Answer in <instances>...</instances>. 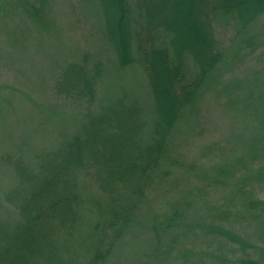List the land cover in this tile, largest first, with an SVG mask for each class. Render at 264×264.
Segmentation results:
<instances>
[{
	"label": "trees",
	"instance_id": "16d2710c",
	"mask_svg": "<svg viewBox=\"0 0 264 264\" xmlns=\"http://www.w3.org/2000/svg\"><path fill=\"white\" fill-rule=\"evenodd\" d=\"M99 3L103 36L120 66L144 67L154 110L149 137L145 138L147 126L137 109L116 99L85 117V122L78 121L54 146L2 153L0 264H164L182 245L199 256L211 239L217 243L204 253L208 264L227 262L229 246L259 256L255 262L246 260L248 264L264 263V245L249 241L260 236L264 242V203L238 195L239 185L262 188L264 174L263 185L256 180L264 165L236 164L221 177L222 168L230 166L226 161L209 171L197 160L202 171L199 167L172 181L170 170L163 168L173 136L188 133L180 130L198 92L225 62L218 24L227 19L241 31L251 27L264 15V0ZM87 60L85 56L81 67L70 65L78 81L55 82V97L63 96L69 104L82 98L95 101L99 74L92 75ZM181 162L179 167L185 170L186 163ZM234 172L242 181L228 187ZM227 190L222 209L218 195ZM169 197L173 199L163 210L145 215L153 202ZM234 206L242 209L234 211ZM91 208L96 217L87 228L82 222ZM240 223L249 225V233L235 235L222 228ZM138 225L147 230L149 249L136 261L115 259Z\"/></svg>",
	"mask_w": 264,
	"mask_h": 264
},
{
	"label": "rangeland",
	"instance_id": "374dc122",
	"mask_svg": "<svg viewBox=\"0 0 264 264\" xmlns=\"http://www.w3.org/2000/svg\"><path fill=\"white\" fill-rule=\"evenodd\" d=\"M24 1L0 0V155L25 146L24 150L30 152L40 146H54L55 140L69 136L78 121L85 122V117L97 114L102 105L116 99L137 109L141 122L147 126L145 138L149 137L154 110L144 67L140 63L120 66L103 36L99 0ZM218 26L225 62L198 92L196 105L180 130L188 133L184 137L173 136L163 160V168L170 170L168 181L199 167L201 170L197 160L203 161L209 171L215 164L223 165L226 161L230 166L222 168L221 177L236 164L252 168L264 165V15L242 31L227 19ZM84 55L88 57L92 75L99 74L95 101L82 98L69 104L63 96L55 97V82L78 81L70 65L84 66ZM182 160L187 166L185 170L179 167ZM190 165L195 166L194 170ZM257 174L256 182L263 185L260 177L264 169ZM238 180L242 178H237L236 172L230 174L228 187ZM259 185L256 188L254 184L239 185L238 195L264 203V185L258 190ZM228 191L218 195L222 209ZM172 199L153 202L145 215L163 210ZM227 201L233 205L230 198ZM95 217L92 208L87 210L82 225L91 228ZM222 228L235 235L249 233L247 223L233 229L228 225ZM137 230L124 242L115 259L136 261L149 249L146 228L138 225ZM249 241L264 245L260 236ZM216 243L215 239L208 240L199 256L182 245L164 264H208L204 253ZM227 250L231 252L228 261L214 264H248L246 260L255 262L259 257L254 251L243 253L235 246Z\"/></svg>",
	"mask_w": 264,
	"mask_h": 264
}]
</instances>
